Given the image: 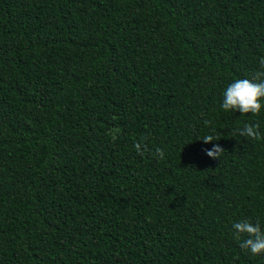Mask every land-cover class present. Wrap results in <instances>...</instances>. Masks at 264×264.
Returning <instances> with one entry per match:
<instances>
[{
    "label": "trees",
    "instance_id": "16d2710c",
    "mask_svg": "<svg viewBox=\"0 0 264 264\" xmlns=\"http://www.w3.org/2000/svg\"><path fill=\"white\" fill-rule=\"evenodd\" d=\"M260 57L264 0H0V264H264V106L220 107Z\"/></svg>",
    "mask_w": 264,
    "mask_h": 264
},
{
    "label": "clouds",
    "instance_id": "9594fccd",
    "mask_svg": "<svg viewBox=\"0 0 264 264\" xmlns=\"http://www.w3.org/2000/svg\"><path fill=\"white\" fill-rule=\"evenodd\" d=\"M223 99L220 107L225 112H239L240 115L251 114L257 116L262 109L264 100V57L258 60V69L251 74L250 78H238L231 82L223 92ZM236 134L249 140L264 139L261 135L259 124L245 123L242 128L236 129ZM204 143H209L220 138L212 135L202 137ZM134 149L141 157L149 152L143 138L134 143ZM206 155L213 159H221L225 151L220 145L214 144L207 149ZM154 155L164 159V150L157 147ZM232 236L239 244V248L252 256L264 255V230L260 223H253L249 219H243L233 223Z\"/></svg>",
    "mask_w": 264,
    "mask_h": 264
}]
</instances>
